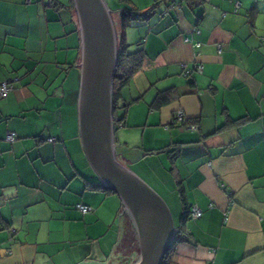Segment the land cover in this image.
<instances>
[{"label":"crops","instance_id":"obj_1","mask_svg":"<svg viewBox=\"0 0 264 264\" xmlns=\"http://www.w3.org/2000/svg\"><path fill=\"white\" fill-rule=\"evenodd\" d=\"M106 1L116 22L123 9L157 4L126 31L144 58L114 115L124 117L115 123L121 159L176 215L167 264H264V0ZM81 57L73 0H0V82L15 86L0 98V264L138 256L121 199L92 186L100 180L80 136ZM180 189L201 218L182 224Z\"/></svg>","mask_w":264,"mask_h":264},{"label":"water","instance_id":"obj_2","mask_svg":"<svg viewBox=\"0 0 264 264\" xmlns=\"http://www.w3.org/2000/svg\"><path fill=\"white\" fill-rule=\"evenodd\" d=\"M81 34L79 127L82 146L105 188L121 199L138 240L130 264H163L179 234L165 198L122 159L116 141L114 77L119 34L106 0H73Z\"/></svg>","mask_w":264,"mask_h":264},{"label":"trees","instance_id":"obj_3","mask_svg":"<svg viewBox=\"0 0 264 264\" xmlns=\"http://www.w3.org/2000/svg\"><path fill=\"white\" fill-rule=\"evenodd\" d=\"M157 8V4L154 5V7L147 9V10H140L135 7H129L126 9H123L120 12L119 20L116 22L118 34H119V57H118V63H117V69L116 74L114 77V100L119 95V92L121 89L130 81L132 76L141 68L143 58H144V50H131L130 44L126 40V31L127 29L132 26L134 22L137 21H145L151 18ZM167 91H164L160 93L156 98V104L160 106L161 104H164L166 102L167 97ZM116 105V104H115ZM116 109V107H115ZM116 116V114H115ZM124 117L118 118L115 117V121H123ZM121 159V156H120ZM94 188H101L108 192H114L111 189L105 188L102 183L98 184H92ZM115 193V192H114ZM180 196L182 203L184 205L185 215L182 219V224H184L188 219H190V212L191 208L186 203V198L184 195V191L180 189ZM133 226V225H132ZM133 243L137 244V237H133ZM177 242V238L174 240L171 248L166 254L165 260L163 264H167L170 255L173 252L175 245Z\"/></svg>","mask_w":264,"mask_h":264},{"label":"built area","instance_id":"obj_4","mask_svg":"<svg viewBox=\"0 0 264 264\" xmlns=\"http://www.w3.org/2000/svg\"><path fill=\"white\" fill-rule=\"evenodd\" d=\"M28 1H31V0H28ZM183 1H185V0H178V3H182ZM175 4L176 3L174 2V4H172V5L175 6ZM237 10H238V6L236 8V11ZM196 46H200V43H196ZM182 68L184 70V74L187 76L191 75L193 72V69L188 68V66L186 64H182ZM202 68H203L202 65H196V67H195L196 71H202ZM14 87L15 86H14L12 81L6 80V81L0 82V98L7 97L9 95V93L14 89ZM177 119L180 121H185L184 113H182V112L179 113L177 116ZM188 126H189V128H192V129L198 128V125H196V124L189 123ZM16 138H17V135L15 132H11L7 137V139L9 141H14ZM51 140H54V139H51ZM77 207L84 213L92 211V207L89 205H86V204H79V205H77ZM202 215H203V210L200 207L195 205L191 208L190 218L192 220H197V219L201 218ZM215 250L216 249H214V248L212 249L213 252H215Z\"/></svg>","mask_w":264,"mask_h":264},{"label":"rangeland","instance_id":"obj_5","mask_svg":"<svg viewBox=\"0 0 264 264\" xmlns=\"http://www.w3.org/2000/svg\"><path fill=\"white\" fill-rule=\"evenodd\" d=\"M131 166L137 170V167H134L133 165H131ZM131 166H130V168H132ZM92 169H93V168H92ZM117 197H119V196H117ZM119 198H120V197H119ZM167 203H168V202H167ZM168 204H169V203H168ZM169 206H170V208H171V211H172V213H173V216H175V217H174V219H175V218H176V215H175V213L173 212L172 207H171L170 204H169ZM133 237H137V235H136L135 229H134V227L132 226V223H131L129 217L126 216V219H125V240L128 241V242H131V241H133V239H132ZM132 248H133V249H136V250L138 251V249H139V246H138V240H137V244H135L134 246H132Z\"/></svg>","mask_w":264,"mask_h":264}]
</instances>
